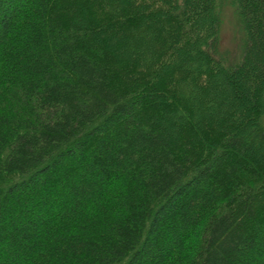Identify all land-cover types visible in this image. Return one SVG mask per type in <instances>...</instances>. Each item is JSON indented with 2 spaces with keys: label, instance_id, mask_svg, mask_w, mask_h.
<instances>
[{
  "label": "trees",
  "instance_id": "16d2710c",
  "mask_svg": "<svg viewBox=\"0 0 264 264\" xmlns=\"http://www.w3.org/2000/svg\"><path fill=\"white\" fill-rule=\"evenodd\" d=\"M0 264H264V0H0Z\"/></svg>",
  "mask_w": 264,
  "mask_h": 264
},
{
  "label": "rangeland",
  "instance_id": "374dc122",
  "mask_svg": "<svg viewBox=\"0 0 264 264\" xmlns=\"http://www.w3.org/2000/svg\"><path fill=\"white\" fill-rule=\"evenodd\" d=\"M243 35V34H242ZM241 32L237 25L236 17L232 7H227L224 13V21L221 28V51L229 53V62L235 61L239 45L242 42Z\"/></svg>",
  "mask_w": 264,
  "mask_h": 264
}]
</instances>
